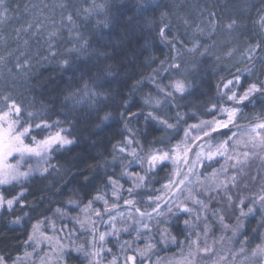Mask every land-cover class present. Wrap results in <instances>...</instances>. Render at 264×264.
<instances>
[{
	"label": "snow or ice",
	"instance_id": "snow-or-ice-1",
	"mask_svg": "<svg viewBox=\"0 0 264 264\" xmlns=\"http://www.w3.org/2000/svg\"><path fill=\"white\" fill-rule=\"evenodd\" d=\"M18 7L19 5H17ZM37 7L33 5V14H35ZM60 7L63 13L61 23L69 34L66 43L71 45L65 47L66 54H61L60 66L64 69H71L74 66V61L80 59L81 56L90 58L94 54L97 59L106 56L107 53L97 49H93L92 52L89 51L92 48V40L85 38L79 28L82 25L86 27L93 12H97L99 8L106 9L108 6L93 3L87 8H80L72 4L71 0H67ZM134 7L137 12L143 14L150 7L158 8L159 5L154 6L152 0H136ZM9 13L10 8L7 0H0V24L8 22L12 18ZM97 14L99 13L97 12ZM208 15L209 24L214 29L217 25L216 13L210 12ZM160 17L161 22L156 25L157 37L162 44L170 46L171 50L176 53L171 57V63H168L165 72L174 71L175 75L168 83H157L154 77H148L156 87L158 94L163 96V100L151 95L145 99L144 104L150 108L147 113L130 111V101L124 100L123 111L120 112L124 129L121 133L122 140L113 145L114 153L122 154L124 159L131 157L128 159L127 165L124 164V159H121L119 163V166L124 169L121 176L127 177L132 182L131 186L125 189L120 183V177L109 175L105 188L111 190L112 203L109 202L106 190H97L82 208L80 200L69 198L67 206L61 205L55 210L48 209L35 219V222L31 224V231L28 233L25 243L32 246L35 251L36 247L47 242L55 258V264H74L76 261H80V264H152L151 255L159 246L168 247L170 244H175L177 247L181 246L182 242L178 239L179 235H184L185 242L189 243V247L196 249L195 253H189L187 264H200V261L196 259L197 256L207 258L211 264H218L217 261L212 260L216 255L214 248L200 247L201 234L207 236L212 230L207 223L208 216L205 215L202 219L199 215V210L208 208V204L201 196L206 193L209 201L217 203L223 201V205L231 208L234 213L238 210L237 221L240 217L253 214L256 211H264V184L261 185L260 192L255 195L249 197L243 193V188L248 187V182L255 183L257 179L253 176L248 178V182H244L243 168L245 162L249 158L259 155L260 152H264V109L255 117V122L250 127L242 129V132L248 137L244 141V147L248 148V151L239 154L235 152V145L240 143V140L237 139L238 133L232 131V127L237 126L239 114L242 112L241 107L234 105L246 106L245 102H250L257 96L264 99V80L259 78L256 80L247 79L255 71L256 65L251 53L260 45H250L248 48L250 54L247 60L252 63L251 68L245 69L244 73L234 75L232 79H222V83L218 86V89H224L218 93L220 97L233 106L221 107L219 103H213L210 108L206 109L205 114L212 117L208 120L199 119L195 113L181 114L179 110L176 111L173 118L168 116L167 111L161 112L160 109L162 107L168 110L178 109L179 106L174 103L177 97L183 99L187 95H191L195 81L190 76L195 73L196 67L182 66L180 49L176 47V42L179 41L185 47L186 42L171 34L172 23L170 13L167 10L162 11ZM134 18L130 17L129 20ZM177 18L186 29H191L194 34L196 32L204 33V29L199 24L194 25L188 17L177 16ZM148 23L153 22L149 20ZM100 24L103 28H109L110 21L105 20ZM259 25L264 29V14L259 16ZM239 27L240 21L236 18H229L224 24V28L228 32L236 31ZM42 28L41 22L35 25L25 22L20 24L15 32L17 37L29 33L38 36ZM61 39H63L62 29L48 33L46 43L49 54L53 58L58 53L52 51V48L55 42ZM95 39L100 41L103 36H96ZM24 43L27 44V40ZM191 43L192 47L188 51L194 52L199 44L196 40ZM228 55H232V50H229ZM261 60H264V57ZM4 62H6V57L0 56V63ZM165 63H167V58L160 61L161 65ZM14 68L18 73L27 72L31 68V57L26 53H19ZM98 71L105 75L113 74L110 65L98 69ZM142 83L143 80H138L133 87L136 88ZM84 87L88 89V84L85 83ZM93 94L95 95V93ZM141 117L146 125L155 123L165 131L178 132L180 124L183 123L186 125L182 129L183 138L175 144H171V139H175V137L170 138L169 145L171 146L157 147L156 144L159 142L142 144L138 139L139 130L131 127L133 120L135 119L138 123ZM112 118L111 112H105L103 116L98 117L101 123ZM191 119H196L197 122L189 124L188 121ZM73 120L74 118L69 119L68 117L63 120H52L50 115L31 111L26 99L18 98L13 90L0 93V211L12 212L16 208L21 209V214L15 216L11 221L12 224H22L24 217L29 216L28 212L23 211V209L30 207L25 196L26 183L36 173L44 176L49 172V167L55 168L54 165L49 164L53 152L67 149L76 143L72 132L75 127ZM222 129H227V131L221 132ZM45 132L48 134L42 135ZM217 134L224 136L225 139L217 140L213 144L212 141L216 140ZM205 145H207V150H205ZM139 152H143V155H139ZM230 152L234 155H229ZM241 155L243 160L240 158ZM193 156L195 159L192 158ZM33 157L38 158V161L45 162L47 166L41 168L39 163L33 166L30 162ZM113 159L115 160L116 156H113ZM222 159L225 160V164H222L219 170L213 169L212 183L202 185L201 192L194 196L193 189L189 185L192 183L191 176L196 174V166L199 165L206 171L212 166L211 163L206 165V162L214 161L219 164ZM229 160H233L234 163L228 165L227 161ZM169 163L173 165V168L166 178L167 182L162 185L161 190H157L164 194L149 195L148 207L151 208V211L146 208L142 209L138 206L140 201L136 199L137 189L146 186L149 177H155L160 171L167 168ZM134 164L139 166L140 172L133 171ZM184 168H187V172L184 171ZM229 168L233 169L231 173ZM199 175L203 176L204 172L199 173ZM221 175L224 176L222 180L220 179ZM242 182H244L243 187ZM17 188L20 190L16 191ZM125 192L128 195L126 199L123 195ZM213 192H215V196H213ZM164 195L168 196L167 200L164 199ZM122 199L124 205L129 209L127 214L124 212L116 213L115 211L120 207L118 202ZM98 201L103 202V209L94 207ZM192 205L198 206V208H194ZM77 208L84 213V219L79 216L69 217L73 221L72 227H68L61 219L60 227H57L58 218L68 217L69 212ZM245 208H247V213L244 212ZM49 212L51 215H48ZM193 213H196L195 216ZM215 214L213 211V215ZM93 216L95 219L92 218ZM125 217L132 223H125ZM153 219L156 220V234L148 235L145 241V234L152 233V226L146 221ZM225 221L226 217L220 215L219 223L225 231L230 230L233 235L240 232L241 224L239 222L233 225ZM181 222L183 227H179ZM118 223L123 226L117 227ZM99 224L105 225L103 231L99 229ZM161 225H165V227H160ZM174 227L179 228L176 234H173L172 231ZM198 227L200 232H194L193 230ZM261 227H264V224ZM49 230H51L52 235H47ZM121 232L129 235L131 232H135V241L145 242V247L141 249L139 247L134 248L132 242L125 241L120 246L123 254L122 261L120 255L114 253L112 247H108L111 243L109 238L118 239ZM190 235H196L197 239L190 241ZM26 255L28 254L26 253ZM222 259L226 258L222 257ZM20 261L19 256L13 259L8 255L0 254V264H20ZM41 264H47V260H42ZM249 264H264V244H258L252 249Z\"/></svg>",
	"mask_w": 264,
	"mask_h": 264
},
{
	"label": "trees",
	"instance_id": "trees-1",
	"mask_svg": "<svg viewBox=\"0 0 264 264\" xmlns=\"http://www.w3.org/2000/svg\"><path fill=\"white\" fill-rule=\"evenodd\" d=\"M16 1L20 2L19 9L14 11L17 21L14 26L26 22L18 18V14H21L29 0ZM38 1L43 8L50 9L56 19L63 15L60 5L67 2V0ZM13 2L8 0L10 11ZM94 2L108 7L103 8V11L97 9L99 14L93 12L86 27L82 25L79 31L85 38L92 40L90 52L97 49L107 55L99 59L94 54L90 58L81 56L74 61L71 69H64L59 64L61 54H66L65 47L71 46L66 43L69 34L63 25L59 27V30H63V39L56 41L52 48V51L58 53L54 58L48 51L46 43L48 34L37 36L29 33L17 37L16 34H4V30L0 34V56L6 57V62L0 63V92L13 90L18 98L26 99L29 110L50 115L52 120L74 118L75 127L72 132L76 139V143L67 149L52 153L54 169L44 176L34 177L25 186L27 189L25 196L30 207L23 209L29 216L24 217L22 224L11 223L15 216L21 214L20 208L1 213L0 254L13 259L21 257L27 251L29 244L25 241L31 231V224L41 216V213L48 209L55 210L61 205L67 206L69 198L80 200L82 208L97 190H106L109 201L112 200L110 188H105L109 175L120 177V183L125 189L131 186L132 182L121 176L124 169L119 163L124 158L122 154L113 152V145L122 140L121 133L124 129L120 112L123 111L124 100L130 101V111L147 113L150 108L144 104L145 99L151 95L163 100V96L158 94L148 77H154L157 83H168L175 75L174 71L165 72V69L176 53L170 46L162 44L157 37L156 25L161 22L162 11L167 10L170 13L171 34L186 42V47L179 41L176 42V47L180 49L182 66L188 68L195 66L196 71L190 76L195 81L191 95L183 99L177 97L174 103L179 106L178 109L168 110L162 107L161 112L167 111L168 116L174 118L176 111L179 110L181 114L195 113L199 119L208 120L212 117L205 114L206 109L213 103H219L221 107L233 106L220 97L218 93L222 92V88L218 89V86L222 79H232L234 75L244 73L245 69L252 67V63L247 59L239 58L240 54L247 56L250 54L248 52L250 45L259 44L260 47L255 49L253 55L251 53L256 65L255 71L247 79L264 80V60H261L264 57V29L259 25V16L264 14V0H152V4L159 7H150L143 14L136 11L134 7L136 0H71L72 4H77L80 8H87ZM210 12L216 13L217 25L214 29L209 24ZM177 16L188 17L194 25L199 24L204 33L194 34L191 29H186ZM130 17L135 18L130 21ZM229 18L240 21V27L236 31L228 32L224 28ZM105 20L110 21L109 28H103L100 24ZM149 20L153 23H148ZM101 35L103 39L97 41L95 37ZM25 40L27 44L24 43ZM193 40L198 42L199 47L194 52H189ZM229 50H232V55H228ZM21 52L31 57V68L27 72L18 73L14 64ZM166 58L167 63L161 65L160 61ZM108 65L111 66L112 75L98 71ZM6 80L8 84L5 83ZM138 80H143V83L134 88ZM85 83L88 84V89H85ZM245 103L246 106L234 105L244 110V116L238 121L237 126L232 127L233 132L254 123L255 117L264 109V99L259 96ZM105 112H111L113 118L101 123L98 117L103 116ZM196 122V119L188 121L189 124ZM131 127L139 130L138 139L142 144L159 142L156 146L163 147L169 145L172 137L175 139H171V144L182 139V129L186 125L181 123L178 132L165 131L155 123L146 125L141 117L138 123L134 119ZM226 131L227 129L221 130ZM216 139L223 140L225 137L217 134ZM139 155L142 156L143 152H139ZM113 156H116L115 160ZM128 159H124L125 165ZM172 168V164L169 163L167 168L155 177H149L146 187L161 186ZM133 171L140 172L141 169L134 164ZM203 171L207 172L205 169ZM141 193H146V190H142ZM123 195L125 199L128 198L127 192ZM102 205L103 202L98 201L94 207ZM81 213L77 208L69 212L68 217L74 218ZM259 213L261 211H256L248 218L241 231V242L246 239L253 241L250 247L243 248L247 253H251L258 244H264V227H261L264 218ZM60 220L61 218H58L57 222ZM179 227H183L182 222ZM178 230L179 228L174 227L173 234ZM178 239L182 242L181 246H159L152 254V259L183 250L188 242H185L184 235H179ZM189 240L193 241L192 235L189 236ZM110 241L108 246L113 248L114 253L120 255V246L125 242V238ZM78 263L80 264V261L74 262Z\"/></svg>",
	"mask_w": 264,
	"mask_h": 264
},
{
	"label": "rangeland",
	"instance_id": "rangeland-1",
	"mask_svg": "<svg viewBox=\"0 0 264 264\" xmlns=\"http://www.w3.org/2000/svg\"><path fill=\"white\" fill-rule=\"evenodd\" d=\"M13 1L14 2L10 5L11 11L9 13L12 18L8 22L0 24V34L3 33L2 30L5 31L4 34H16L15 29L18 27L19 24H21L19 23L18 25L14 26L15 24H17V21L15 20L16 16H15L14 11L15 9H19V7L17 8V5H19L20 1H16V0H13ZM7 4H8V0H7ZM92 4L93 3H91L90 5ZM33 5L38 6L37 10L35 11V14H33V10H32ZM99 9H102L103 11V8H99ZM18 18H22L27 23H32L33 25H35L38 22H41L43 24V28L39 34H48L51 31L59 30L60 26L62 27V23H61L62 17L56 19L52 11L50 9L43 8V6H41V2H39L38 0H29L25 4V7L22 10L21 14H18ZM239 56H240L239 58L242 60L247 59L248 57L247 54H240ZM5 83H7V80L5 81ZM222 91H224L223 88H222ZM243 116H244V110H242V112L239 114L238 121L243 119ZM245 127H250V125H247ZM245 127H242L240 129L238 128L235 130V132L238 133L237 139L240 140V143L235 145V152L237 154L242 153L243 151L249 150L248 148L244 147V141L248 139V137L242 132V129ZM47 134L48 133L45 132L42 135H47ZM38 138H41V137L38 136ZM217 140L218 139L213 140L212 143L215 144ZM205 150H207V145H205ZM229 155H234V153L230 152ZM192 158L195 159L194 156ZM240 158L242 160L244 159L242 155L240 156ZM10 162H13V161H10ZM30 162L33 166L39 163L41 168L47 166L45 162L38 161V158H35V157H33ZM208 163H211L212 166L207 168V172H204L203 168L197 165L195 168L196 174L191 176L192 183L189 185V187L193 189L194 196L196 195V193L201 192L202 185H210L212 183L213 169L219 170L220 166L222 164H225V160L223 159L220 160L219 164L213 161V162H206V165ZM232 163H234L233 160L227 161L228 165H231ZM49 164L52 165V156L49 161ZM181 167L183 168V165H181ZM51 170H52V167H49V172ZM184 171L187 172V168H184ZM232 171L233 169L229 168V172L231 173ZM201 172H204L203 176L199 175V173ZM243 173L245 174L244 182H248V178L250 177H253V176L257 177L255 183L248 182V187L243 188L244 195L250 197L252 195L259 193L261 185L264 184V152H260L259 155L249 158L245 162ZM36 176H41V175L39 173H36L29 181H31ZM220 179L221 180L224 179V176L221 175ZM197 181H200V183H197ZM166 182L167 180L163 184H165ZM244 182H242V187H243ZM162 185L159 187H155V188H149V187L144 186L140 189H137L139 190L138 191L139 193L136 196V199L140 201L138 206L141 207L142 209L146 208L148 211H151V208L148 207V204H149L148 196L149 195L155 196L158 194L163 195L164 193L162 191L160 192L157 191V190L162 189ZM19 190H20L19 188L16 189V191H19ZM142 190H146V193L142 194L141 193ZM185 195H187V193H185ZM213 196H215V192H213ZM201 198L208 204V208L206 210H199V215L201 216L202 219L205 215L208 216L207 223L209 227L212 228V230L208 233L207 236H204L203 234H201L200 247L203 248L207 246L210 248H214L216 255L212 258V260L217 261L218 264H249L250 259H251V253L245 252L243 248L250 247V245H252L251 242L253 241L252 239H246L244 240V242H241L240 239H241V231L244 227V224L246 223L248 218H251L254 215L255 212L253 214L240 217L239 221H237L236 217L239 216L238 210H236L234 213L231 208H227L226 206L223 205V201H221L220 203H217L215 201H209L206 193L203 194ZM164 199L167 200L168 196L164 195ZM109 202L112 203L113 198ZM118 203L120 207L115 210L116 213L124 212L125 214H127L129 209L127 206L124 205L123 199L120 200ZM192 207L198 208V206H195V205H192ZM257 207H259V205H257ZM96 208L103 209V205L96 207ZM213 211H215L216 213L215 215H213ZM2 212L3 211H0V215ZM244 212L247 213V208L244 209ZM195 214L196 213H193V216H195ZM259 214L261 215V217L263 216L264 218V211H261V213ZM79 215L81 219H84V213H81ZM220 215H224L226 217V221H225L226 223H230L234 225L237 222H239L241 224L240 232L237 233L236 235H233L230 230L225 231L219 223ZM92 218L95 219L94 216ZM62 220L64 223L68 225V227L73 226V224H71L72 220L69 217L63 218ZM146 222L149 223L150 226H152V233L145 234V241L147 240L148 235L156 234V228H155L156 220L153 219L152 221H146ZM125 223H132V221H128L125 217ZM122 226L123 225L121 223L117 224V227H122ZM57 227H60V221L57 222ZM98 227L101 231L105 229V225L103 224H99ZM160 227H165V225H161ZM193 231L200 232V228L198 227L194 229ZM47 235H52L51 230L47 232ZM61 235H63V233H61ZM135 236H136L135 232H131L130 235L128 233L121 232L118 239L125 238V241L132 242V247L134 248L139 247L143 249L145 247V242L135 241L134 239ZM109 239L118 240L117 238H111V237ZM192 239L193 241L196 240L197 239L196 235H192ZM170 245H175V244H170ZM241 249H243V251H241ZM190 252L195 253L196 249L194 247L190 248L189 243H186L183 250H179V252H176L172 255H167L164 257H157V258L153 257V259L151 257V261H152V264H187ZM26 253L28 255H26ZM222 257L226 259H222ZM20 258H21L20 264H41L42 260H47V264H55V258L47 242H45L43 245L36 247L35 251L32 246L28 245L27 251ZM120 258L121 260H123L122 253H120ZM196 259L200 261V264H211V261L207 260V258L197 256Z\"/></svg>",
	"mask_w": 264,
	"mask_h": 264
}]
</instances>
